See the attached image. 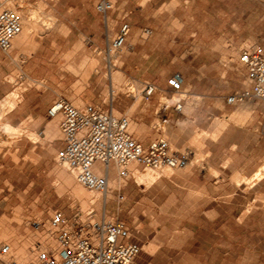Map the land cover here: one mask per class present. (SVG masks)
Returning <instances> with one entry per match:
<instances>
[{"label": "rangeland", "instance_id": "374dc122", "mask_svg": "<svg viewBox=\"0 0 264 264\" xmlns=\"http://www.w3.org/2000/svg\"><path fill=\"white\" fill-rule=\"evenodd\" d=\"M63 1L73 3L75 0H0V12L13 10L19 14L21 11V18L32 17L33 39L48 32L46 28H55L59 14L66 15L67 7H63ZM224 4V7H216V11H225L224 21L216 23L192 22L190 7H179L177 11H173L174 6L164 8L161 16L155 17L152 22H143L153 28L146 43L149 53L144 56L137 54L134 61L137 64L144 61L148 69L147 77L166 73L165 77L168 79L177 70L188 66L181 61L182 58H187L190 62L197 47L208 46L222 53L221 57L215 56L221 65L231 68L237 74L239 71L245 73L239 62L241 48L252 45L264 47V0H225ZM66 5L69 6V3ZM176 17L185 21L179 22ZM106 28L108 30L107 23ZM197 31H201V34L206 32L209 37H192ZM113 37L107 34L103 47L93 48L89 55L83 57L76 70L72 71H77L79 77L86 80L96 71L98 60L105 67V92L99 103L105 102L107 105L113 90L139 102L142 98V82L125 75L123 58L121 59V55L123 57L127 54V48L119 54L117 68L108 63L112 59L106 56L104 50ZM34 46L35 44H25L20 54H15L12 48L13 53L8 55L11 57L12 69L3 81L6 93L0 96V249L13 246L8 256L0 255L3 264H42L41 254L56 258L61 247L58 237L62 231L74 234L73 230L80 225L87 232L98 219L100 222L119 220L125 223L130 230V240L141 248L136 259L138 264H264V208L256 209L250 203L246 209L243 206L241 208L245 199L239 198L234 200L236 207L233 208L215 207L214 204L226 199L198 202L192 198L191 193L183 190L181 183L190 171L192 162L187 169L175 171L130 165L129 168L140 173L150 169L157 170L158 179L139 183L130 174L125 185L111 188L112 198L107 203L89 204L85 198L75 197L68 178L64 175H70L71 170H64L66 166L58 164L59 150H52L53 141L60 145L62 139L59 123L57 122L55 135L50 140L47 138L48 131L40 126L41 122L48 123L49 119L25 118L31 113L32 105L35 110L38 109V101L24 105L27 110L24 115H10V112L7 113L10 106L3 107L17 92L25 96L27 92L37 91L40 97L38 99L42 101L51 89L59 85L68 86L74 81L70 77L64 78L69 68L61 66V70L57 71V67L50 63L45 65L51 75L49 78L35 80L27 77L22 67ZM56 63L60 64V60ZM113 70L122 73L117 84L112 78ZM245 86L250 88L248 80ZM59 98L61 97L54 101ZM162 100L167 102L165 97ZM70 102L77 108H83V104L74 98ZM22 106L19 108L22 109ZM20 109L17 111L20 112ZM125 116L130 118L131 115L126 113ZM6 125L17 130L18 134L13 136L14 132H7ZM162 129L164 133L160 138L166 139L171 148L178 152L177 143L169 139L163 126ZM131 132L135 139L143 138L142 130L133 121ZM41 133L44 134L40 135ZM180 153L186 154L184 151ZM112 169L109 182L119 178L115 164H112ZM241 182L247 183V188L254 184L243 177L235 180L237 184ZM83 190L93 192L85 188ZM259 200L264 202V197ZM200 208L209 209L211 213L200 214ZM56 211L63 214L68 222L67 227L51 226L50 218ZM215 218L216 221L213 222Z\"/></svg>", "mask_w": 264, "mask_h": 264}, {"label": "crops", "instance_id": "0c3cea01", "mask_svg": "<svg viewBox=\"0 0 264 264\" xmlns=\"http://www.w3.org/2000/svg\"><path fill=\"white\" fill-rule=\"evenodd\" d=\"M101 1L75 0L73 3L65 1L69 6L63 1V7H67V11L65 16L59 14L57 26L47 30L43 36L31 39L30 44L35 46L30 50V56L26 58L22 67L27 77L35 80L49 78L51 75L45 65L50 63L57 67V71L61 70V66L69 68L64 78L70 77L74 81L68 86L59 85L51 89L42 101L38 99L40 97L37 91L27 92L25 96L21 95L22 101L19 106L16 105L7 113L24 115L27 111L24 105L38 101V109L35 110L32 105L31 113L25 118L49 119L46 110L58 97L69 102L74 98L83 104V107L92 105L102 110H109L112 107L115 115L125 116L129 113L130 120L132 119L130 132L133 121L142 130L143 138L137 140L135 136L133 137L143 146L148 147L153 142L164 139L160 138L164 133L163 126L169 139L177 143L178 152L184 151L189 155L190 163L193 164L181 183L183 190L191 193L192 198L201 203L205 200L226 199L224 202L214 204L216 208L236 207L234 201L236 198L245 199V204L241 205V208L243 206L246 209L249 203L256 209L264 208V202L259 200L260 197H264V174L252 182L254 184L250 188H247L245 182L235 183L239 177L252 181L264 168V103L253 98L237 105L227 103L230 96L251 91L250 83L249 89L245 86L248 80L246 71L245 73L239 71L237 74L231 68L221 65L215 56L221 57L222 53L215 48L197 47L190 62L187 58L181 59L188 66L182 67L169 77L178 76L185 93L180 97L182 109L178 112L175 110L178 96L168 86L169 78L165 77L167 74L147 77L148 69L144 61L139 64L134 61L137 54L144 56L149 53L146 43L152 35L153 28L144 25L143 22H152L155 17L164 13L161 12L164 8L170 6L175 7L173 11H177L179 7L182 9L190 7L191 21L198 24L224 21L225 11H216V7H224L225 0H111L115 9L107 16L95 10ZM175 19L179 22L185 21L183 18ZM123 23L130 25V33L124 46L127 48V54L123 57L121 55L125 75L142 82L143 86L144 83L151 84L156 90L149 97H145L141 91L142 98L139 102L131 100L129 96L126 98L124 93L115 95L112 93L107 105L105 102L100 104L99 100L105 92L103 73L105 67L96 60V71L86 80L72 69L76 70L83 57L89 55L93 48L103 47L107 34L116 36ZM140 32L143 36H140ZM207 34L197 31L192 37L206 38ZM24 47L12 48L15 54H20ZM9 53L0 49V96L6 93V84L3 81L12 69ZM57 60H60V64L56 63ZM17 94L18 92L14 95ZM163 97L167 99L166 103L163 102ZM6 102L3 107L7 105ZM20 106L23 108L20 109ZM17 109H20V112ZM56 119L60 125L59 118L49 119L48 123L40 124L48 131L47 138L50 140L55 135ZM131 134L133 135L132 132ZM62 148V139L60 145L53 141L52 150ZM189 165L179 170H185ZM95 173L103 177L100 171L96 170ZM215 212L217 213L216 210ZM199 213L209 214L211 211L200 208ZM212 221H216V218Z\"/></svg>", "mask_w": 264, "mask_h": 264}, {"label": "built area", "instance_id": "2783aa9c", "mask_svg": "<svg viewBox=\"0 0 264 264\" xmlns=\"http://www.w3.org/2000/svg\"><path fill=\"white\" fill-rule=\"evenodd\" d=\"M95 9L99 14L107 16L115 9V5L111 0H102ZM22 29V20L17 12H0V49L3 52L9 53L12 50L13 41ZM129 33L130 25L123 23L119 33L108 41L104 53L109 59L111 55L121 54ZM239 62L246 71L251 91L236 93L227 99V103L237 105L250 98L264 103V47H243ZM108 63L110 65V60ZM167 84L178 96L175 110L180 112V97L185 94L181 79L173 76ZM155 90L153 85L144 83L142 94L149 97ZM47 117L60 119L63 148L57 154V162L74 172L77 182L90 191L104 193L108 189L106 179L95 174L97 167L108 177L112 164H115L119 176L128 179L129 166L132 164L170 171L186 168L190 164L189 155L174 151L164 139L148 147L143 146L130 132V118L116 116L112 107L109 110L92 105L77 108L64 98H59L48 109ZM50 224L54 228L68 226L63 214L58 211L50 218ZM91 230L97 237V243L88 235ZM73 231L74 234L61 232L58 237L61 248L57 257L41 254L42 264H138L136 259L141 248L130 240V230L124 222L116 220L93 223L87 232L78 225ZM9 253V246L0 249L1 256H8ZM0 264H3L1 257Z\"/></svg>", "mask_w": 264, "mask_h": 264}, {"label": "bare ground", "instance_id": "6f19581e", "mask_svg": "<svg viewBox=\"0 0 264 264\" xmlns=\"http://www.w3.org/2000/svg\"><path fill=\"white\" fill-rule=\"evenodd\" d=\"M261 1H263V0H261ZM17 12V11H16ZM31 14H33V13H31ZM19 16H20V18L22 17V13H21V11H19V14H18ZM26 15H28V13L26 14ZM21 20H22V27H23V29H22V32H21V34L19 35V36H17V38L13 41L14 42V44H15V47L16 46H18V47H23V46H25V44H27V43H31L32 41H31V39H32V37H31V34H32V28H33V26H34V24H33V21H32V17H28V19H24V18H21ZM51 23H53V22H51ZM46 25H48V24H46ZM35 26H36V23H35ZM35 29V28H34ZM37 29V28H36ZM49 29H51V27H48V28H46V30H49ZM43 32V31H42ZM35 35V34H34ZM12 47H13V45H12ZM111 57V59H112V61H111V67H113V68H117V66H116V63H117V58H119V55H111L110 56ZM114 71V73H113V75H112V78H113V81H114V83L115 84H117L119 81H120V79L122 78V73H120L119 71H117V70H113ZM107 75V74H106ZM113 93H114V95L116 94V92H115V90H113ZM106 94H109V93H107L106 92ZM107 96V95H106ZM108 97V96H107ZM109 98V97H108ZM22 101V97H21V92H18V94L17 95H14L13 96V98H11L8 102H6L7 103V105L8 106H10L9 107V111L13 108V107H15L16 105H18L20 102ZM6 105V106H7ZM1 106V105H0ZM5 106V105H4ZM58 120L56 119L55 120V122H57ZM7 127H6V131L7 132H14L12 135L14 136V134H18L17 133V131L16 130H14V129H10V127L8 126V125H6ZM32 136H33V134H32ZM33 138V137H32ZM31 138V139H32ZM59 164V163H58ZM132 165H135V164H132ZM61 166V165H60ZM67 167H64V170L66 169ZM64 170H62V171H64ZM96 170H98V171H100L99 170V168L97 167L96 168ZM95 170V171H96ZM61 171V172H62ZM129 175L130 174H133L134 176H135V179L140 183V182H143V181H145V180H154V179H156L157 178V176H158V171L157 170H148L147 172H143V173H140V172H138L136 169H134V168H132V167H130L129 168ZM63 173H65V172H63ZM102 173V172H101ZM111 173H112V166H111ZM111 173L109 174V176L108 177H106L104 174H103V178H105L106 179V181H107V187H108V189H107V191L106 192H104V193H99V192H97L96 193V191H91L92 193H87V191H85V190H83V188H81V185L77 182V180H76V176H75V173L74 172H72L71 171V173H70V175H66V174H64L65 176H67V178H68V183H69V186H70V188L72 189V192H73V195H75V197H77V198H81V197H83V198H85V200H87V202L89 203V204H91V203H98V202H101V204H103V203H107V201H109L111 198H112V194H111V188H119L120 186H122L123 184L125 185V183H126V181H127V179H125V178H122V177H120L119 176V178L117 179V180H115L114 182H109V177H110V175H111ZM96 174V173H95ZM118 175H119V173H117ZM264 174V168L253 178V180L251 181V182H254V181H256V180H258V179H260L261 177H262V175ZM97 175V174H96ZM101 177V176H100ZM158 179V178H157ZM151 183V182H150ZM97 221V222H96ZM95 222H93V223H99L100 221H99V219L98 220H96ZM92 225V224H91ZM89 237H90V239H92L93 241H94V243H97L96 242V238L97 237H95V234H94V232L91 230L90 232H89ZM46 240V239H45ZM46 242V241H45ZM46 244H48V243H46ZM52 245H54V243L52 244ZM42 246V245H41ZM51 246V245H50ZM54 246H56V245H54ZM44 247V246H43ZM9 248L12 250V248H13V246L12 245H9ZM45 248V247H44ZM56 247H54V249H55ZM61 248V247H60ZM46 249V248H45ZM57 249V248H56ZM51 250H53V247H52V249ZM46 252V251H45ZM56 252V251H55ZM58 254V253H57Z\"/></svg>", "mask_w": 264, "mask_h": 264}]
</instances>
